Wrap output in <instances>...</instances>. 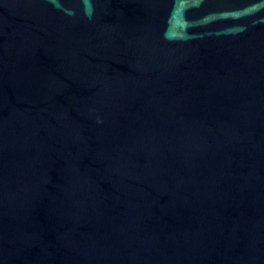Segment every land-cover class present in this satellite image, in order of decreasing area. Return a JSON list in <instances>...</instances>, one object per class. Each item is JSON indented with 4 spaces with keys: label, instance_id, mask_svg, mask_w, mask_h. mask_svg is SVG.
I'll use <instances>...</instances> for the list:
<instances>
[{
    "label": "water",
    "instance_id": "obj_1",
    "mask_svg": "<svg viewBox=\"0 0 264 264\" xmlns=\"http://www.w3.org/2000/svg\"><path fill=\"white\" fill-rule=\"evenodd\" d=\"M0 0V264H264V0Z\"/></svg>",
    "mask_w": 264,
    "mask_h": 264
},
{
    "label": "clouds",
    "instance_id": "obj_2",
    "mask_svg": "<svg viewBox=\"0 0 264 264\" xmlns=\"http://www.w3.org/2000/svg\"><path fill=\"white\" fill-rule=\"evenodd\" d=\"M85 14L88 15L89 17L91 16V11H92V8H91V0H85Z\"/></svg>",
    "mask_w": 264,
    "mask_h": 264
}]
</instances>
